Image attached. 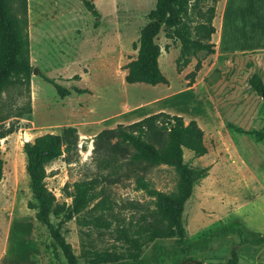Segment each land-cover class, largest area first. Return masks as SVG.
Masks as SVG:
<instances>
[{
	"label": "rangeland",
	"instance_id": "rangeland-1",
	"mask_svg": "<svg viewBox=\"0 0 264 264\" xmlns=\"http://www.w3.org/2000/svg\"><path fill=\"white\" fill-rule=\"evenodd\" d=\"M89 1L98 18L81 0H26L32 67L29 90L11 86L2 97L4 107L14 112L27 102L29 108L0 122V264H70L60 251L58 257L54 255L46 226L28 207L32 195L23 152L26 141L45 133L62 137L69 127L75 128L77 137L74 153L45 165V186L58 202L66 204L78 181L96 179L98 192L93 202L97 207L91 213L77 214L61 224L76 257L73 264L124 260L126 242L113 232L115 228L163 227L157 193L175 190L174 166H153L115 182L103 177L106 173L97 170L92 156L93 137L99 131L158 111L181 115L185 123L197 121L207 151L195 157L184 148L183 160L195 168L208 167V173L194 182L184 203V236L153 240L137 260L151 264L159 248L183 247L186 251L159 264H225L230 250L236 248L239 264H264V245H237L238 238L232 234L210 237L223 227H238L249 238L264 234V139L257 141L226 127L229 122L244 129H264V97L249 85L254 73L264 83V50H250L264 49V3L256 2L254 16H224L220 49L233 52L219 50L215 31L211 37L215 52L205 57L199 53L201 68L193 77L197 57L178 66L181 44L161 30L155 42L167 83L150 85L127 83L124 76L125 65L136 57L140 30L156 0ZM221 10L220 3L212 21L215 29ZM46 78L70 93L61 97ZM84 215L109 225H83ZM59 220L51 217L55 225Z\"/></svg>",
	"mask_w": 264,
	"mask_h": 264
},
{
	"label": "trees",
	"instance_id": "trees-1",
	"mask_svg": "<svg viewBox=\"0 0 264 264\" xmlns=\"http://www.w3.org/2000/svg\"><path fill=\"white\" fill-rule=\"evenodd\" d=\"M81 1L94 17H99L92 2ZM217 1L156 0L154 8L147 14L148 22L140 30L136 57L125 65V81L150 85L167 83L158 64L160 49L155 42L161 30L181 44L178 66L187 64L191 56L197 57L191 72L193 77L201 68L199 53L205 57L215 52V43L211 37L216 31L212 21ZM31 72L26 0H0V122L12 113L21 115L29 108L27 102L26 106L17 107L14 112L11 107H4L2 97L15 85L28 91ZM74 77L79 78L78 75ZM46 80L54 85L61 97L70 93L53 80ZM249 85L263 95L264 83L259 74L251 75ZM226 127L237 133L251 135L257 141L264 139V129H244L229 122ZM76 145L77 137L73 127L65 128L62 137L45 133L23 144L26 173L32 195L28 207L34 210L36 220L46 226L54 255L58 257L60 251L70 264L75 263L76 257L61 231V224L77 214L91 213L97 207V202L93 204L98 196L95 190L97 180L92 178L76 182L70 194L71 202L66 204L58 202L53 194L48 192L44 179L45 165L62 154L72 155ZM184 148L191 150L195 157L204 155L207 151L204 145V131L195 119L185 123L183 116L166 111L149 114L126 125L119 123L114 128L99 131L93 137V160L97 170L106 173L103 177L108 181H121L123 178L135 176L138 171L145 172L150 167L161 164L174 166L178 175L173 192L157 193V214L164 222L163 227L141 225L132 230L126 227L113 229V232L120 234L126 242L124 260L114 264H145L137 260L143 247L155 239L171 236L181 239L184 236L181 221L184 203L191 195L194 182L208 173V167L195 168L184 162ZM2 175L3 159L0 150V180ZM51 217L60 219L58 224L55 225ZM80 221L83 225L93 224L103 228L109 225L92 215H84ZM230 234L237 236V245H264V234L249 238L238 227H223L210 237L224 238ZM184 251L186 250L183 247L172 251L159 248L151 264H159L165 258ZM87 252H90V248ZM225 264H239L236 248L230 250Z\"/></svg>",
	"mask_w": 264,
	"mask_h": 264
},
{
	"label": "crops",
	"instance_id": "crops-1",
	"mask_svg": "<svg viewBox=\"0 0 264 264\" xmlns=\"http://www.w3.org/2000/svg\"><path fill=\"white\" fill-rule=\"evenodd\" d=\"M264 3V0H218V5L222 4V10L220 12V22L216 25V33L219 36V41L217 47L219 50L223 51V53L233 52L231 50H222V39L221 33L224 29V16H254V5L257 3ZM216 7V16H217V8ZM245 11V13H243ZM254 50H264V49H250Z\"/></svg>",
	"mask_w": 264,
	"mask_h": 264
},
{
	"label": "water",
	"instance_id": "water-1",
	"mask_svg": "<svg viewBox=\"0 0 264 264\" xmlns=\"http://www.w3.org/2000/svg\"><path fill=\"white\" fill-rule=\"evenodd\" d=\"M262 94L264 95V90H263Z\"/></svg>",
	"mask_w": 264,
	"mask_h": 264
}]
</instances>
